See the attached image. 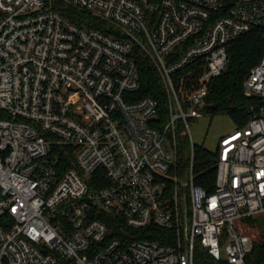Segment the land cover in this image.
I'll list each match as a JSON object with an SVG mask.
<instances>
[{
	"label": "built area",
	"instance_id": "obj_1",
	"mask_svg": "<svg viewBox=\"0 0 264 264\" xmlns=\"http://www.w3.org/2000/svg\"><path fill=\"white\" fill-rule=\"evenodd\" d=\"M61 1L85 19L0 0V264H195L199 249L245 264L260 237L247 219L264 215V54L243 85L247 125L219 141L214 192L196 184L192 138L179 171L177 132L208 113V83L230 43L264 27V0ZM142 55L167 93L163 126L139 94Z\"/></svg>",
	"mask_w": 264,
	"mask_h": 264
},
{
	"label": "trees",
	"instance_id": "obj_2",
	"mask_svg": "<svg viewBox=\"0 0 264 264\" xmlns=\"http://www.w3.org/2000/svg\"><path fill=\"white\" fill-rule=\"evenodd\" d=\"M53 6L65 17L73 18L75 21H82L85 16L71 7L65 5L61 0H52ZM231 61L222 76L213 78L208 83V95L205 98V111L211 115H227L235 123L237 128H243L249 120L248 110L254 103L244 95V81L251 69L260 63L264 54V27H257L251 32L243 35L229 45ZM138 71L141 81V97L150 96L159 103L158 125L163 126L168 119V97L159 74L151 68L148 59L140 56L138 61ZM190 69V68H189ZM202 69H196L194 75L197 77L203 73ZM188 71V70H187ZM198 72V74H197ZM195 76H188L186 71H182L177 77L176 83L179 90L191 92L197 88V84L192 85L191 79ZM191 78V79H190ZM181 79V80H180ZM213 106L214 110H208ZM183 125L179 124L177 132V157L178 169L180 172H189L191 168V146L188 135L183 133ZM61 162L69 168V161L63 155ZM217 154L212 153L202 146L195 145L193 173L196 177V184L209 193L215 191L217 177ZM66 162V163H65ZM252 227L260 232L259 239L255 242L252 250L246 255L245 264H264V215L247 219ZM116 235H121L119 227L113 225ZM136 239L144 236L145 232L129 230ZM159 232V231H158ZM167 233V232H166ZM161 235V234H159ZM161 237V236H160ZM160 237H154L161 240ZM160 238V239H158ZM172 237L166 236V243H171ZM195 264H229L227 260H215L205 250L199 249Z\"/></svg>",
	"mask_w": 264,
	"mask_h": 264
},
{
	"label": "rangeland",
	"instance_id": "obj_3",
	"mask_svg": "<svg viewBox=\"0 0 264 264\" xmlns=\"http://www.w3.org/2000/svg\"><path fill=\"white\" fill-rule=\"evenodd\" d=\"M189 130L183 129V133L192 138L197 146H202L212 153H216L221 137L235 131L237 129L233 120L227 115H211L205 114L199 119L189 120ZM251 234V233H250ZM254 237L258 235L252 233ZM251 234V235H252ZM229 240L226 241V244ZM223 255L225 256L224 252Z\"/></svg>",
	"mask_w": 264,
	"mask_h": 264
},
{
	"label": "water",
	"instance_id": "obj_4",
	"mask_svg": "<svg viewBox=\"0 0 264 264\" xmlns=\"http://www.w3.org/2000/svg\"><path fill=\"white\" fill-rule=\"evenodd\" d=\"M208 110L212 111V110H214V107L213 106H209Z\"/></svg>",
	"mask_w": 264,
	"mask_h": 264
}]
</instances>
